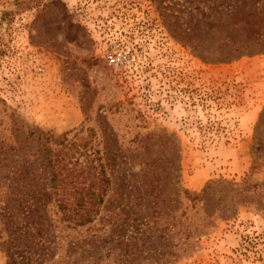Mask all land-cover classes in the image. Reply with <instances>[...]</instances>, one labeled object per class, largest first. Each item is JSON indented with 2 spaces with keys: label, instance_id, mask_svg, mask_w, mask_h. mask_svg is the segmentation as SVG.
Wrapping results in <instances>:
<instances>
[{
  "label": "rangeland",
  "instance_id": "374dc122",
  "mask_svg": "<svg viewBox=\"0 0 264 264\" xmlns=\"http://www.w3.org/2000/svg\"><path fill=\"white\" fill-rule=\"evenodd\" d=\"M0 264H264V0H0Z\"/></svg>",
  "mask_w": 264,
  "mask_h": 264
},
{
  "label": "trees",
  "instance_id": "16d2710c",
  "mask_svg": "<svg viewBox=\"0 0 264 264\" xmlns=\"http://www.w3.org/2000/svg\"><path fill=\"white\" fill-rule=\"evenodd\" d=\"M247 47H252V43L247 42L246 45L242 44L235 49H232L233 52H238L239 55L251 53L252 50L243 51V49H247ZM239 50V51H238ZM75 153L74 148L67 147L65 149H60L53 156H56V159H53L52 157L49 160L50 167L54 168L51 172V181H56L57 175L62 174V169L66 172L63 177L70 176L73 174V171L75 170V167L73 165H68V162L71 156H73ZM92 154V155H91ZM85 157V162L82 168H80L78 171L81 172V174L93 172V176L89 178H85V181H90V187H75L74 193L76 194L73 197V203L75 205V208H73V211L75 212L76 217V225H85L87 223H90L93 221L94 216L96 215L97 211L94 210L92 206H100L104 201L103 193H96L94 189V185L102 186L101 189L104 191L110 184V178L106 174L105 167L102 163H94L95 160V152L91 151V153H87V151H84L82 154ZM59 157V159H57ZM91 156V157H90ZM78 163V161H77ZM73 164V163H72ZM54 185V184H53ZM105 185V186H104ZM197 196L191 197L190 200H196ZM65 197H61L59 199L58 208L64 213L65 215V209H67V205L65 203Z\"/></svg>",
  "mask_w": 264,
  "mask_h": 264
}]
</instances>
